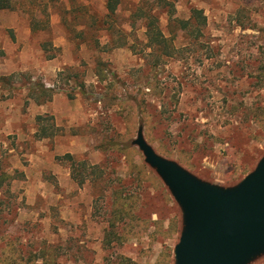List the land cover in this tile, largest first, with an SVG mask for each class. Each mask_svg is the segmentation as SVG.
I'll return each mask as SVG.
<instances>
[{
    "label": "rangeland",
    "instance_id": "374dc122",
    "mask_svg": "<svg viewBox=\"0 0 264 264\" xmlns=\"http://www.w3.org/2000/svg\"><path fill=\"white\" fill-rule=\"evenodd\" d=\"M30 1L0 10V171L9 176L0 183V257L11 245L24 258L48 250L59 264H172L180 209L132 141L142 127L159 156L222 188L255 169L264 157L251 114L264 108V0H167L175 12H159V24L172 45L156 67L141 20H122L142 0H123L116 28L130 35L114 49L102 46L107 32L94 40L90 15L105 14L104 0H48L47 26L34 6V30ZM193 8L205 16L197 40L169 22ZM34 85L51 99L38 104ZM119 196L132 218L111 227Z\"/></svg>",
    "mask_w": 264,
    "mask_h": 264
},
{
    "label": "water",
    "instance_id": "95a60500",
    "mask_svg": "<svg viewBox=\"0 0 264 264\" xmlns=\"http://www.w3.org/2000/svg\"><path fill=\"white\" fill-rule=\"evenodd\" d=\"M132 144L182 211L174 264H248L264 253V157L237 185L222 188L159 156L142 127Z\"/></svg>",
    "mask_w": 264,
    "mask_h": 264
},
{
    "label": "trees",
    "instance_id": "16d2710c",
    "mask_svg": "<svg viewBox=\"0 0 264 264\" xmlns=\"http://www.w3.org/2000/svg\"><path fill=\"white\" fill-rule=\"evenodd\" d=\"M26 0H0V10H12V9H23L25 6L24 2ZM58 2L60 0H49V2ZM32 2L29 14L31 16V26L32 30H34V23L37 22V19L33 15L34 12V6L37 8V6L42 8L40 9L42 12V15L45 18V25L47 26L48 23V0H39V3H35V0H31ZM42 2H45L44 5ZM104 12L105 14L101 17L97 15H90L92 20V25H95L99 29V36H97L94 40L97 45H99V42H101L100 34L101 32H107L105 36L108 37V40L102 45L103 48L105 46H111L110 49L118 48L127 46V34L124 32L122 25H119L116 28L117 19L121 14H118V11L121 9L123 0H104ZM129 7L133 8L130 15L127 16L126 19H122L125 21V24L127 26H131V28H134V23L136 20H141L143 23L141 28L144 30V51L147 49L150 53H147L149 55L151 54H157L155 56V61L152 63V67L157 66V61L159 58H162V56H168L170 55V46L172 45V39L165 36L163 30L160 27L159 24V12H165L167 14H173L175 12L174 5L167 1V0H142L140 4L132 5L129 4ZM120 8V9H119ZM165 10V11H164ZM170 24L173 26H176L178 30H181L188 34L190 37H192L194 40L199 39L202 36L201 30L205 26V16L203 15L201 10L198 9H191L190 15L187 19H179L175 16H171V19L169 20ZM116 37L120 39L121 41H116L113 37ZM136 40V38L134 39ZM118 42V43H116ZM102 48V49H103ZM128 48L130 50H134V44L128 45ZM109 49V50H110ZM68 78V77H67ZM73 77H70L68 79H72ZM30 92V96L34 98V100L38 104H42L46 101H49L51 99V96L53 94L52 90L45 89L43 85H34ZM38 93V94H37ZM257 112H264V108H256L251 109V114L253 116L254 121L264 130V118H257L255 116V113ZM264 117V116H263ZM50 118V117H47ZM46 118L41 115H37L35 117V121L38 124H42V122ZM41 126V125H40ZM52 126V125H51ZM43 134H45V129L43 127H40ZM66 161L69 162L71 170H72V176L74 179L75 172H76V162L73 160L71 155L66 154L63 156ZM9 176L0 171V183L4 180H7ZM80 183H83L81 180ZM119 199L122 200V202L119 201ZM119 199L116 197L117 200V206L114 209V221L111 223V227H114V223L117 220H124L126 218L131 219L132 218V206H130L129 203L131 202H124V198L119 196ZM116 203V202H115ZM114 203V205H115ZM113 225V226H112ZM106 236L109 237V234L106 233ZM8 252L3 253V256L0 257V264H59L57 262V259L51 255V253L48 250L41 249L39 251H36L34 253H31L29 257L24 258L21 253L16 251L12 248L11 245H8ZM118 264H134L132 263L128 258H122L120 257V262Z\"/></svg>",
    "mask_w": 264,
    "mask_h": 264
},
{
    "label": "crops",
    "instance_id": "0c3cea01",
    "mask_svg": "<svg viewBox=\"0 0 264 264\" xmlns=\"http://www.w3.org/2000/svg\"><path fill=\"white\" fill-rule=\"evenodd\" d=\"M157 175V174H156ZM160 179V178H159ZM199 179V178H198ZM201 180V179H200ZM203 181V180H202ZM163 183V182H162ZM171 195V194H170ZM172 196V195H171ZM173 198V197H172ZM173 200H174V198H173ZM175 201V200H174ZM175 203L177 204V202L175 201ZM177 206L179 207V205L177 204ZM179 209H180V207H179ZM180 213H181V222H180V226H181V228H180V233H181V230H182V226H183V218H182V211H181V209H180ZM180 235V234H179ZM178 242V241H177ZM175 246V245H174ZM173 249H174V247H173ZM262 255H264V253H262L261 255H259V256H262ZM258 256V257H259ZM254 260V259H253ZM252 260V261H253ZM252 261H250L248 264H250V263H252ZM172 264H174V257H173V251H172Z\"/></svg>",
    "mask_w": 264,
    "mask_h": 264
}]
</instances>
